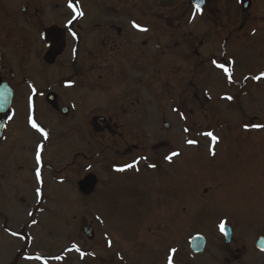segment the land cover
<instances>
[{
    "label": "rangeland",
    "instance_id": "374dc122",
    "mask_svg": "<svg viewBox=\"0 0 264 264\" xmlns=\"http://www.w3.org/2000/svg\"><path fill=\"white\" fill-rule=\"evenodd\" d=\"M82 1L87 24L98 30L103 19L101 7L107 2ZM211 1L231 5L233 10L229 0ZM172 2V14H160L157 8L156 20L140 13L141 23L153 26L156 22L153 48L146 45L141 47L147 51L145 56L127 58L119 80L101 69L92 72L96 90L93 88L86 110L79 106L75 135L65 134L55 151L53 165L60 177L59 188H44L43 205L46 210H55L50 214L55 216L58 231L29 239L31 251L50 256L60 253L61 260L48 264H168L170 254L173 264H264V254H256L254 248L258 236H264V128L252 127L264 124V81L248 82V95L241 94L235 103L233 99L227 102L233 94L232 84L218 75L220 70L212 62L199 70L198 59L192 54L195 50L206 60L213 59L223 36L214 28L209 35L212 40L201 49L198 28L207 29L210 16L211 22L220 21L212 14L200 19L190 8H186V16L180 15L177 9L184 0ZM234 16L236 24L232 27L237 29L226 44L224 59L233 61L232 71L240 78L264 69V0H251L247 12ZM176 27L180 31H175ZM251 31H255L254 36ZM99 35L95 32L92 37ZM141 40V36L133 39ZM84 43L80 49H84ZM91 49L102 52L99 44ZM101 64L93 62L95 66ZM233 90L239 92L236 86ZM85 111L93 121L109 114L119 120V125L109 136L101 131L102 125L92 121L89 131L90 127L80 122L85 119ZM164 123L169 125L167 129ZM217 125L220 127L211 133L218 141L209 142L211 137L202 134ZM65 130L60 131L64 134ZM188 140L196 143L189 144ZM87 144L89 149L85 150ZM168 151L179 155L165 165L162 159ZM150 156L160 158L162 167L144 172L141 163ZM138 158V173L135 169L131 173L115 172ZM89 173L98 183L92 196L87 197L79 193L77 182ZM32 188L28 190L29 199L39 198L37 188ZM54 196L58 197L57 205L52 202ZM46 217L47 213L41 216ZM221 222L232 227L231 245L223 243ZM85 224L94 229L93 240L81 233ZM196 234L206 239L204 253L198 256L189 250V241ZM70 246L78 252L65 254L64 249ZM10 255L11 250L1 249L0 264H12L14 255ZM28 256L32 255L24 257Z\"/></svg>",
    "mask_w": 264,
    "mask_h": 264
},
{
    "label": "flooded vegetation",
    "instance_id": "af4514ba",
    "mask_svg": "<svg viewBox=\"0 0 264 264\" xmlns=\"http://www.w3.org/2000/svg\"><path fill=\"white\" fill-rule=\"evenodd\" d=\"M104 1L107 5L101 7L103 19L97 30L87 24L86 7L81 0H71L74 7L82 13L80 16H76L68 7L69 0H0V250L4 249L8 253L11 250L10 256L14 255L12 259L15 264H18L16 261L28 260L24 257L26 255L40 256L43 264L61 260L60 253L50 256L28 249L29 239L44 237L58 231L53 221L55 216L50 214H55V210H46V205H43L46 202L44 188L54 191L60 184V177L56 175L58 170L56 171V165H53V160L56 159L55 151L58 152L62 138L67 136L65 134L75 135V118L79 115V106L86 110L89 96L96 90L92 81L94 69L102 70L110 78L119 80L125 70L123 62L127 58L130 60L145 56L146 45L150 50L153 48L156 22L153 26L141 23L140 13L152 15L156 20L157 8L161 10L160 14L164 15L167 12L171 13L170 10L174 6L172 0H127V3L126 0ZM229 1L233 3V10L231 5L227 7L225 4L217 5L211 3V0H204L202 11L197 13L200 19L205 18L206 14H212L220 23H216L215 18L214 23L211 22L210 16L208 28L202 26L198 28L200 30L198 39L201 38L199 45L204 48V43L212 40H209V35L211 31L214 32V28L223 38L220 45L216 46L218 49H215L213 59L211 57L206 60L203 53L196 57L199 59V70H204L206 64L214 60L230 70L231 82L228 76L226 79L232 84L234 97L229 96L235 103L241 98V94L250 93L251 87L247 86L248 82L253 84L264 81V78L258 81L252 79L253 76L264 72V69L238 78L236 72L232 71L235 64L231 59H224L226 44L237 29L232 27L236 24L234 15L242 12L244 0ZM181 3V9L178 8L177 13L183 15L190 5L189 0ZM61 10L65 12L62 13ZM70 20L71 24L68 23ZM133 21L147 28V31L133 28ZM241 26L240 30L244 27L243 22ZM179 29L176 27L174 30ZM95 32L100 35L94 39L92 36ZM250 34L254 36L255 31H251ZM132 36V40L128 41ZM135 36H141L142 40L134 42ZM125 37L127 39H124ZM82 42H85L84 49H80ZM98 44L101 46V53L91 49ZM250 50H253L252 47ZM93 62L102 64L95 66ZM216 69L219 71L218 67ZM235 86L239 92L233 90ZM62 109H66L67 112L63 114ZM86 115L85 111V119L80 122L90 127V131L93 118ZM30 116L48 133L47 139L31 127ZM95 121L96 124L102 125L101 131L109 136L114 131V126L119 125V120L110 117L109 114L93 122ZM219 126L209 128L205 132H214ZM69 127L73 128L72 131H69ZM62 128L66 129L64 134L60 131ZM115 132L117 133L116 130ZM134 137L136 139V135ZM38 144L43 145L40 165L42 183L37 182L35 174L37 167L35 150ZM49 148L52 154L48 152ZM88 149L89 144L85 150ZM167 154L169 156L170 152L164 153L162 159L165 165L169 162L165 159ZM46 155H49L47 161L44 159ZM145 159L141 163L142 171L155 172L159 167L160 158L157 160L155 156H150ZM135 162L136 165L140 164L141 159L138 158ZM139 168L136 170L137 173ZM131 170L126 172L129 173ZM32 185V189L41 188L39 198L29 199L28 190ZM51 195L53 196V193ZM52 202L57 205L58 197L54 196ZM44 213H47L45 219L41 218ZM13 245H16L15 251H12ZM65 249V254L70 253Z\"/></svg>",
    "mask_w": 264,
    "mask_h": 264
},
{
    "label": "snow or ice",
    "instance_id": "6c2138e0",
    "mask_svg": "<svg viewBox=\"0 0 264 264\" xmlns=\"http://www.w3.org/2000/svg\"><path fill=\"white\" fill-rule=\"evenodd\" d=\"M203 3H204V0H194V7H195V11L197 13H199V12L202 11L201 5ZM68 7L73 10V12L76 14V16L82 15V13L79 12L76 7H74V5L71 2V0H69ZM193 15H195V14H193ZM76 16H74L73 19H75ZM71 22L72 21L70 20L68 23L71 24ZM132 27L135 28V29H137V30H139V31H147V28L142 27L141 25H139L135 21L132 22ZM212 63L214 65H216V67L221 68L225 72V74L229 76V82H231V72H230V70L227 67H225L224 64H218L215 60L212 61ZM229 63H231V61H229ZM262 78H264V72L260 73V75H257V76H253L252 77V79L257 80V81L260 80V79H262ZM33 91H35V89H33ZM227 98L228 99H232V97H227ZM29 124L31 125L32 128H34L37 132H39L45 139L48 138V133L45 132L44 129L42 127H40L31 118V116L29 117ZM245 127H247V125ZM252 127H255V128H264V124H255V125H252ZM185 131H187V129H185ZM203 134L206 135V136L211 137V139L213 141H217L218 140V138L213 133H211V132H205ZM187 142L189 144L196 143V141H193V140H188ZM42 148H43V145H39L38 144L36 146V150H35V162H36V165H37V167L35 169V174H36V180H37L38 183H42V179H41V168H40V165L42 163V157H41ZM177 155H179V153L173 152V153H171V155L166 156L165 159H167V160L170 161L172 159V157L177 156ZM134 166H135L134 164H128V165H125L124 168H118L116 170L117 171H124L125 168H132ZM150 167H154V165H150ZM36 195H37V197H39L41 195V189L40 188H37L36 189ZM29 215H31V213H29ZM33 223H35V221H33ZM219 227H220V230H221L222 233L225 232L224 222H221V224L219 225ZM13 235H16V233H13ZM109 243H111V242H109ZM262 250H264V242H262ZM175 251H176L175 249H172L171 250V252H173V253ZM25 259H29V260H31V259L40 260L41 257L40 256H35V257L28 256V257H25ZM168 264H173V257H172L171 254L168 256Z\"/></svg>",
    "mask_w": 264,
    "mask_h": 264
},
{
    "label": "water",
    "instance_id": "95a60500",
    "mask_svg": "<svg viewBox=\"0 0 264 264\" xmlns=\"http://www.w3.org/2000/svg\"><path fill=\"white\" fill-rule=\"evenodd\" d=\"M190 4L194 7V0L190 1ZM250 5L249 0H246L243 3V10H246ZM203 6V4L201 5V7ZM195 8V7H194ZM67 112L66 109H62V113L65 114ZM165 128H168V125H164ZM96 185V178L94 175H87L85 176L81 181L78 182V190L80 193H82L83 195H90L92 193V191L94 190V187ZM81 232L87 237V239H92L94 237V232L92 230V228L88 225H85L81 228ZM225 241L228 243L230 241V237H231V231L229 227H225ZM262 242H264V240H260L258 241V244L260 245V247H262ZM190 248L192 250L193 253H201L203 251L204 248V239L202 237H195L191 240V245Z\"/></svg>",
    "mask_w": 264,
    "mask_h": 264
}]
</instances>
